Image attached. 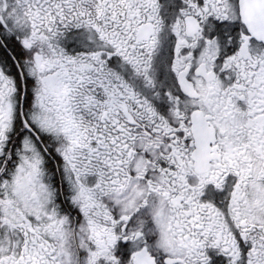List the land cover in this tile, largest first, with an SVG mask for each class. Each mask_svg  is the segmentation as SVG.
Segmentation results:
<instances>
[{
    "label": "snow or ice",
    "instance_id": "obj_1",
    "mask_svg": "<svg viewBox=\"0 0 264 264\" xmlns=\"http://www.w3.org/2000/svg\"><path fill=\"white\" fill-rule=\"evenodd\" d=\"M0 264H264V0H0Z\"/></svg>",
    "mask_w": 264,
    "mask_h": 264
}]
</instances>
